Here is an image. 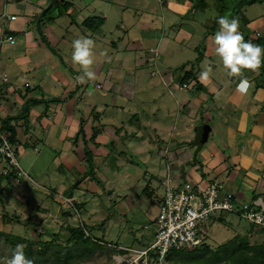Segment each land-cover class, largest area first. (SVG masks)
Returning <instances> with one entry per match:
<instances>
[{"label": "rangeland", "instance_id": "rangeland-1", "mask_svg": "<svg viewBox=\"0 0 264 264\" xmlns=\"http://www.w3.org/2000/svg\"><path fill=\"white\" fill-rule=\"evenodd\" d=\"M38 1L44 8L50 2L49 0H0V21L4 19V11L7 13L12 10L15 11L19 18L17 22L25 20L26 27L25 31H17L16 43H13L12 47L22 50L24 54L29 53L31 60H40V51H44L45 47L49 48L48 41L50 47L53 50L54 48L57 49L60 55L62 54L64 57L63 61L60 58L56 59L60 69L68 72L72 78L74 77L73 79H76V73L83 72L79 65L73 64L71 59L73 40L83 37L93 39L95 41L94 63L101 58L110 60L113 58L114 41L119 44L129 42L128 30L132 22L135 25L133 27L137 28L138 34L136 33V35L139 39L143 36L146 37L145 43L150 42L146 44L149 53L152 54L150 47H155L154 44L156 45L161 41L160 45L163 43L162 50L166 48V56L169 55L168 53L172 56L184 53L185 56L190 58L186 60V62L190 61L188 64L176 66L177 69L183 68V66L187 68L188 65L191 69H193V66L197 67L200 64L205 66L206 59H210L209 56L207 57V51H205L207 49L203 40L205 32L208 27L217 24L216 22L220 16H227L228 13L233 14L234 6L233 0H224L225 5L229 6L225 12L222 10L223 3L220 0H206L203 7H195V3L202 0H178V4L185 1L188 3L187 9L180 11L171 6L170 0H68L73 2L74 5L54 20H51L49 15L45 17L40 22L39 29L36 19L43 9L35 7ZM239 1L241 2L239 15L249 20L246 29L240 28L241 33L245 36L246 41L264 48V0ZM6 4H8L7 10L5 8ZM25 5H28V8H25ZM33 7L36 8V12L31 13ZM63 8L61 7V9ZM38 12L39 14H37ZM57 13V8L50 12L51 15ZM92 15L106 17L105 23L98 31L90 30L82 24L87 17ZM229 16L227 17L229 18ZM29 17L32 18L29 19ZM17 22L12 23L16 24ZM135 22L140 23L136 25ZM182 23H185L186 26H181ZM1 25L2 22H0V40ZM50 26H52V29ZM182 29L183 31H190V33L195 32L196 38L194 41L196 44L194 45H196V53L188 51L186 46L181 44ZM28 31L33 35V42L37 41L39 45L31 47L32 42L27 45ZM54 35L57 36V40H60V42L56 41ZM124 38L126 41L123 40ZM29 40H32V37ZM176 50L179 51L176 52ZM200 52L203 53V58L198 60ZM52 54L56 56L54 52ZM171 55L169 58H172ZM203 60H206L205 63ZM49 68L47 70L36 69L35 74L43 75L45 72L50 71ZM70 68L76 73L72 72L73 70ZM1 69L2 67H0V71ZM149 78H141L144 79L143 82L146 86L149 84L147 83ZM12 81H16L14 75H12ZM97 81L102 84L105 82L104 77L102 78L101 75L96 76L94 81H90V86L87 89L86 86L82 87V95L80 92L77 94L75 90L71 94H66V98L73 95L77 96L78 101L75 107L80 121L78 132L84 125L86 137L80 134L78 138L73 137L65 143H60L62 145H57L50 141V135L54 134L55 131L53 121L45 120L44 115L39 117L38 122H35V118H29L27 121L23 119L17 122L18 136L24 147V151L19 150L18 160L25 174L20 176V182H13L7 189L1 188L6 202L0 204V230L20 234L25 238H32L34 242H37L39 238L51 239L49 234L60 232V241L65 243L66 230L62 226L66 217L60 214V210L62 207L70 208V199L67 197L72 193L74 199L87 201V204L80 210V213L73 211L72 216L69 217L70 222L76 225L81 224V222L85 223L91 236L95 237L100 243L102 242L100 239L105 242L104 249L94 250L89 259L82 261L81 264H116L127 258V256H122V252L120 253L121 248H125L124 255L129 254L130 256L131 250L128 249H143L154 241L156 223L152 217L158 213L160 200L164 195L161 179L166 178L169 173L181 172L182 164L183 162L185 164L186 160L180 157L182 162L175 161L179 158L178 156L167 159L161 154L162 148L160 146L146 139L148 135H154L149 131H146L147 134L143 133L146 136L145 138H128L123 139L124 142L113 134L109 137L115 140V145L111 144L109 147L103 145L108 154L93 156L95 173L100 180V183L95 182L90 178V173L87 177H83L90 170V164L86 161V151L88 147L93 151L91 143H94L87 133V119L90 121L91 115L94 119V115L99 116L98 112H100L101 121L103 120V114L108 118L113 116L114 123L117 126H124L125 130L130 122L141 120L146 124L149 123L154 128L157 127L158 133L169 144L183 142L188 139L189 141L198 142L200 131L196 127L203 121L208 120L206 117V119L200 118L198 121L193 122V118H189L186 121L181 120L177 125V122H173L177 118L176 115H164L163 112L150 114V108L147 106L141 107L142 111L139 114L127 110L123 111L122 109L119 111L115 107L103 105L101 102L98 103L96 108L91 103L98 102L97 98L100 97L97 96L99 90L94 86ZM156 81L158 87L153 89L148 86L149 89L145 92L148 95V100L158 90L164 89V84L159 83L158 80ZM184 92L187 93L188 91L184 90ZM166 95L173 100L174 107H172V104L165 106L177 112L175 108H178V102L169 93H166ZM9 98L14 100L11 94ZM109 98L107 101L110 103ZM17 106L21 107L18 103ZM64 109L67 111L66 105ZM7 111L11 114L17 112L15 108L10 111L6 110V113ZM95 119L98 120V118ZM159 120L166 126H159L157 124ZM101 121H97L98 126H100ZM194 125L196 126L194 127ZM95 126L98 127L97 124L93 127ZM27 131H29V135L25 138ZM143 134L140 132L139 135ZM70 150L74 153L73 157L72 155H63L64 152H70ZM2 160L3 164H7L4 158ZM170 161L173 162L171 170L168 168ZM199 169L198 166L195 168V170ZM186 170L188 174L191 173L194 170V165L191 162H186ZM199 171L202 173L201 169ZM219 178L223 179L222 177ZM188 179L191 180L189 175ZM77 180L83 181L78 189L73 190L72 186ZM1 185H6V180ZM146 187L148 188L147 191H145ZM245 200L252 202L251 198ZM5 213H9L11 217L15 218L18 216L21 221L16 218V220L7 223L2 217ZM224 213L226 222L213 219L205 229L207 240L213 248L226 242L236 234L246 235L250 234L251 231L256 232L262 228V226L254 225L237 215L229 212ZM30 221L31 223H29ZM38 224H40L39 227ZM37 228L42 233L41 236L36 232ZM17 244H23L25 247L26 242L17 241L15 244H11L4 237H0V264H4V261L11 256L12 250L15 249ZM33 246L37 248L38 244L34 243ZM29 256L26 255L28 258ZM33 258L35 259L34 264H40L37 261V255H34ZM150 262L152 263L151 259ZM50 264H53V262L51 261ZM164 264H175V262H165ZM179 264L209 263L180 262Z\"/></svg>", "mask_w": 264, "mask_h": 264}, {"label": "crops", "instance_id": "crops-1", "mask_svg": "<svg viewBox=\"0 0 264 264\" xmlns=\"http://www.w3.org/2000/svg\"><path fill=\"white\" fill-rule=\"evenodd\" d=\"M177 1L170 0L169 2L173 8L185 11L188 7L187 1L179 4ZM7 6L8 4L5 6L6 10ZM24 7L28 8V5ZM35 7L44 9L40 1L37 2ZM35 7L31 9V13L36 12ZM28 12L30 13V11ZM12 15H16V18L11 19L10 16ZM3 16L4 19L0 21L2 22L0 40V67L2 69L0 71V85L7 83L9 93L8 100L0 104L1 114L4 116L9 113L8 111L6 113V110L10 111L12 108H15L17 110L16 113H18L25 100L29 97L46 100V103H38L31 108L29 118H35V122H38L39 117L44 115L45 120H52L55 131L54 134L50 135V141L57 145H62L60 143H65L67 140L76 137L80 125L75 107L78 101L77 96L73 95L66 98V94H71L74 90L77 91V94L78 92L81 93L83 86H86V89L90 86V81L87 77H84L83 72L76 73L70 68L73 70L72 72L76 73V79H73L74 77L72 78L68 72L60 69L56 59L60 58L63 61L64 57L62 54L60 55L57 49L54 48L53 50L48 41L49 48L45 47L44 51H40V60H31L29 53L24 54L22 50L13 48V44L5 40L4 29L7 28L15 32L16 34L12 35L16 38L17 31H25L26 21L17 22L19 18L13 10L9 13L4 11ZM31 18L29 17V19ZM104 18L106 19L105 16ZM12 22L17 23L13 24ZM138 23L135 22L136 25ZM133 26L135 25L132 22L128 30L129 42L126 44L113 42L114 53L112 59L105 60L101 58L93 64L91 70L96 73V76L101 75L102 78L104 77L105 82L102 84L100 81H97L94 85L99 90L97 96L100 97L97 98L98 102L94 101L91 105L97 108L98 103L101 102L103 105L115 107L119 111L122 109L123 111H132L137 114L142 111L141 107L147 106L150 108V114L163 112L164 115H176L177 118L173 122H177V125L181 120L186 121L189 118H193V122H195L200 118L206 119L207 117L208 121H203L196 128L200 130L202 125L207 124L211 130L205 142L199 140L192 145H187V143L192 142L188 139L183 142L179 141L169 144L158 133L157 127L154 128L149 123L146 124L141 120H135L130 122L128 128L125 130L124 126H117L114 123L113 116L108 118L103 114V120L101 121V113L97 111L99 114L98 120L93 119V115H91L90 121L87 119V133L89 136L93 133V126L95 124L98 126L97 121H101L100 126H98L101 131L95 141H93L94 143H91L94 155L108 154L104 146L109 147L108 144L112 140L109 136H113V134L118 136L120 140H126L136 137L145 138L144 134H147L146 131H149L154 135H148L146 139L160 146L162 148L161 154L167 159L178 156L179 158L175 161L182 162L180 158L182 157L186 162H191L194 165V170L188 174L186 162L185 164L183 162L182 165H185L186 177L183 178L181 173L182 179L189 180V175L191 179L189 181L206 184L215 178L221 179L219 177H222V180H225L226 188L235 193L238 201H246V198H251V201L257 203L259 207H264V69L261 67L259 73L248 70L244 71L243 75L251 82L252 87L247 94H240L237 91L240 78L230 77L227 74V69L224 68L222 61L215 53V34L206 35L205 32L206 36L204 35L203 38L207 47L205 51H207V57L209 56L210 59H206V63V60H203L206 64L205 66L201 64L197 67L193 66L196 77L186 81L188 86L182 87L183 82H181V78L191 68H189L190 65L187 68L183 66V68L178 69L176 66L188 64L190 61L186 62V60L190 58L185 56L184 53L177 54L176 56L168 53L169 55L166 56V48L162 50L163 43L160 45L161 41L156 45L154 44L155 47L151 46L150 52L152 54L149 53L146 49L148 46L146 44L150 42L145 43L146 37L143 36L139 39L138 35H136V33L138 34L137 28ZM181 26L186 25L182 23ZM50 28L52 29V26ZM27 36V45L31 42V47L39 45L37 41L33 42V35L30 32ZM31 37L32 40H29ZM54 37L57 42H60V40H57L56 35ZM195 38V32L190 33V31L184 30L181 36V44L185 45L188 51L196 53ZM123 40L126 41L125 38ZM170 55L172 58H169ZM209 67L211 68L210 78L207 81H201L199 78L200 73ZM41 68L44 70L49 68L50 71L45 72L43 75H36V69ZM5 75L8 77L6 81L4 80ZM12 75L16 79L15 82L12 81ZM80 77H84L83 83L79 81ZM140 77H150L147 81L150 88L154 89L158 87L156 85V80H158L159 83L164 84V89H157L158 92L155 95H151V99L148 100V95L145 92L149 88L143 82L144 79ZM98 85L100 86L98 87ZM27 88L29 89L27 90ZM178 90L183 93L178 92ZM184 90L188 92L185 93ZM166 93H169L178 102V108H175L177 112L165 106L172 104V107H174L173 100ZM10 94L13 95L14 100L9 98ZM108 97H110V103L107 101ZM53 98H58V100L48 102ZM17 103L21 105L20 108L17 106ZM65 105L67 111L64 109ZM63 124L64 127L62 128ZM157 124L161 127L166 126L160 120ZM28 132H26L25 138L29 135ZM140 132L144 134L139 135ZM37 138L39 137L37 136ZM18 148L24 151L22 142ZM63 155H72L73 157L74 153L70 150V152H64ZM172 163V161L168 163V168H172ZM197 166L202 170V173L199 171L200 169L195 170ZM69 199L70 201L73 200L72 198ZM155 216L156 214L152 219ZM249 235L252 243H264V227L256 232L251 231Z\"/></svg>", "mask_w": 264, "mask_h": 264}, {"label": "trees", "instance_id": "trees-1", "mask_svg": "<svg viewBox=\"0 0 264 264\" xmlns=\"http://www.w3.org/2000/svg\"><path fill=\"white\" fill-rule=\"evenodd\" d=\"M223 3L222 10L227 11L229 6H226L224 3V0H220ZM255 0H246V2H253ZM206 0H202L199 3H195V7H203ZM73 2L68 0H58V13L56 15H51V10H48L43 15L41 21L47 17L51 20H54L56 17L61 16L62 14L66 13L67 10H69L73 6ZM240 6L241 2L239 1L238 9L235 14H230L229 19L236 18L239 21V24L242 28H247V22H249L248 18L241 17L239 15L240 13ZM61 7H64L61 9ZM40 21V22H41ZM105 22L104 16L100 15H92L87 17L82 24L93 31H98L102 25ZM215 23V22H214ZM217 23V22H216ZM219 30L218 23L216 25H212L210 28L208 27L206 30L207 34H215ZM4 33L6 34H16L15 32L4 29ZM205 35V36H206ZM198 48V47H197ZM198 56V60H201L203 58V53ZM262 69H264V66H262ZM195 72L193 69H190L185 72L184 76L181 78V82L186 83L191 78H195ZM29 88H27L28 90ZM8 84L2 83L0 85V104L4 101L8 100ZM58 98H53L50 101H56ZM46 103L47 101L40 98L35 97H29L25 100L23 106L21 107V110L16 114L7 113L4 116L1 114L0 111V133L4 134L7 139L12 143L14 147H17L19 144H21L20 138L18 136V128H17V122L20 120L29 119L30 117V111L31 108L38 103ZM97 115H94V119L97 118ZM100 128L93 127V133L91 135V141H95L97 135L100 132ZM80 134H83L84 137H86V133L84 131V125H82L80 131L77 133L76 138L80 136ZM199 138L200 133H198ZM200 140V139H199ZM198 140V141H199ZM115 140H110L109 146L111 144L115 145ZM195 141H192L189 143V145L194 144ZM113 147V146H112ZM19 149L16 148V151ZM94 153L93 151L88 147L86 151V161L89 162L90 170L84 174L83 177H87L90 173V178L95 181L99 182V177L95 173V162L93 159ZM6 160L7 164L2 163V159ZM7 168V172L4 173L3 169ZM20 176L19 169L14 167L9 163V159L5 156H3L0 153V189H7L9 185H11L13 182H20ZM6 180V185L2 186L1 183ZM83 180H77L72 188L78 189L80 186V183ZM3 189L0 190V204H5L6 200L3 197ZM147 187L145 188V191H147ZM95 192V191H94ZM153 195V194H152ZM68 198H72L73 200L70 201L71 206L70 208L66 209L64 207L61 208L60 214L63 215V217H66L65 223L62 226L63 229L66 230V242L63 243L60 241V232H53L49 234L51 236V239H41L39 238L37 242H34L32 238H25L24 236L20 234H14L11 232H6L3 230H0V237H4L6 241L10 242L11 244H15L17 241H24L26 242V245L24 247V253L25 255H30L29 259L35 261L33 258L34 255H37V261L40 262V264H50L52 261L53 264H81L82 261L88 260L89 257L92 255L94 250L96 249H104V241L100 239L102 242L100 243L95 237L91 236L85 226V223L81 222V224H72L70 222V218L73 214V211L80 213V210L84 208L87 204V201L82 200H76L74 199V194L68 195ZM237 198V197H236ZM161 202V200H160ZM2 217L7 221V223L11 222L12 220L21 221L18 216L11 217L9 213H5L2 215ZM215 220H220L221 222H226V215L225 213H221L215 218ZM155 222V220L153 219ZM250 222V221H249ZM31 223V221L29 222ZM156 223V222H155ZM252 223V222H251ZM254 224V223H253ZM104 225V223H102ZM256 225V224H254ZM38 227L40 224L37 225ZM36 232H38V235L41 236V232H39V228L36 229ZM155 235V231H154ZM37 243L38 247L34 248L33 244ZM125 248H121L119 251L122 254L123 257L127 256V258L122 260L119 263L116 264H130L129 263V254L123 253ZM179 251L175 250L174 252L169 253L165 261L167 263H171L172 261L175 262V264H179L180 262L184 263H209V264H264V243H252L250 240V235H242V234H236L226 242L218 245L216 248H213L206 237V241L202 244H199L196 247H186L182 249H178ZM149 264H161V263H155L154 261H158V255L154 254L153 252H149ZM150 259L152 260V263L150 262ZM136 264V263H131Z\"/></svg>", "mask_w": 264, "mask_h": 264}, {"label": "built area", "instance_id": "built-area-1", "mask_svg": "<svg viewBox=\"0 0 264 264\" xmlns=\"http://www.w3.org/2000/svg\"><path fill=\"white\" fill-rule=\"evenodd\" d=\"M15 19L16 15L10 16ZM5 40L15 43L16 38L4 33ZM4 80H8L5 75ZM28 85V84H27ZM100 85H98L99 87ZM188 86L183 83L182 87ZM0 153L9 159V163L25 174L18 160L19 150L0 133ZM171 170V167H169ZM7 172V168L3 169ZM164 195L156 222L154 241L143 249L131 250L129 263L149 264V252L158 255L155 263L164 264L166 256L175 250L196 247L206 241L205 229L221 213L229 212L241 219L264 227V207L255 202H240L234 192L228 190L223 180L215 178L203 184L182 179L181 172L169 173L161 179Z\"/></svg>", "mask_w": 264, "mask_h": 264}, {"label": "clouds", "instance_id": "clouds-1", "mask_svg": "<svg viewBox=\"0 0 264 264\" xmlns=\"http://www.w3.org/2000/svg\"><path fill=\"white\" fill-rule=\"evenodd\" d=\"M217 23L219 30L214 35L215 53L227 69V74L230 77L240 78L237 91L242 95L247 94L252 84L244 77V71L259 73L264 66V48L245 40L240 31L238 19L220 16ZM94 48L95 41L89 37L77 38L72 42V62L80 66L84 77H87L89 81L96 79V73L91 70L94 64ZM210 73L209 67L200 73L199 78L201 81H207ZM84 77L79 78L81 83L84 82ZM4 264H34V262L26 257L24 245L17 244Z\"/></svg>", "mask_w": 264, "mask_h": 264}, {"label": "water", "instance_id": "water-1", "mask_svg": "<svg viewBox=\"0 0 264 264\" xmlns=\"http://www.w3.org/2000/svg\"><path fill=\"white\" fill-rule=\"evenodd\" d=\"M234 1V6H233V14L236 13L237 9H238V5H239V0H233ZM58 6V0H50V2L47 4V6L42 10V12L38 15L37 19H36V24L38 26V28L40 29V21L43 17V15L45 14L46 11L48 10H53L55 8H57ZM230 13L227 14V16H229ZM210 126L207 124H204L200 127V141L201 142H205L208 139L209 133H210ZM181 173H182V177L185 178L186 177V171H185V165H182L181 168Z\"/></svg>", "mask_w": 264, "mask_h": 264}]
</instances>
